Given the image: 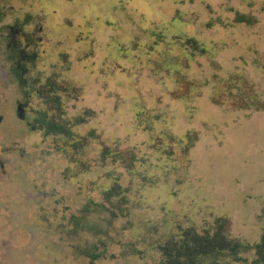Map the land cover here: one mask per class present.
I'll use <instances>...</instances> for the list:
<instances>
[{
	"label": "rangeland",
	"instance_id": "obj_1",
	"mask_svg": "<svg viewBox=\"0 0 264 264\" xmlns=\"http://www.w3.org/2000/svg\"><path fill=\"white\" fill-rule=\"evenodd\" d=\"M0 2L33 17L30 76L65 82L77 141L40 134L27 147L38 187L24 201L33 208H14L18 249L0 264H158L171 235L221 219L233 238L261 240L264 0ZM1 17L0 34L17 22ZM112 187L117 208H100Z\"/></svg>",
	"mask_w": 264,
	"mask_h": 264
},
{
	"label": "flooded vegetation",
	"instance_id": "obj_2",
	"mask_svg": "<svg viewBox=\"0 0 264 264\" xmlns=\"http://www.w3.org/2000/svg\"><path fill=\"white\" fill-rule=\"evenodd\" d=\"M0 14L4 16L1 20L7 18L17 21L14 25H5L0 34H4L2 48L6 47L4 53L7 60L4 62L6 65L0 63V255L5 262L15 258L18 249L13 240L16 221L21 223V220H18L21 218L14 208H33L32 204L28 206L24 201H29L38 187L37 184H32V180H28L32 159L30 160L27 147L37 145V135L40 134L62 135L75 143L77 141L74 138L73 126L66 117L65 97L70 93L65 82H61L57 75L52 73L44 76L36 71L39 73H36L37 76H30L34 69H38L37 62L41 58L38 43L29 41L32 34L24 30L27 27L26 21L32 20L33 17L24 14L27 15L24 19L25 16L2 12ZM16 23L23 26L15 34L13 28ZM10 33L13 34L10 35L8 43ZM5 38L7 44H3ZM45 55L47 60L54 58L51 50ZM60 55L61 52L59 57ZM51 65H54L53 62L47 64L49 67ZM4 83L6 87L3 88L1 84ZM104 151L102 154L107 157ZM22 219V222H25L26 216ZM4 243L8 244V247Z\"/></svg>",
	"mask_w": 264,
	"mask_h": 264
},
{
	"label": "trees",
	"instance_id": "obj_3",
	"mask_svg": "<svg viewBox=\"0 0 264 264\" xmlns=\"http://www.w3.org/2000/svg\"><path fill=\"white\" fill-rule=\"evenodd\" d=\"M105 195V203L98 206L112 210L117 208L113 207L114 198L119 200L122 196L115 193V187L105 191ZM126 213L124 212V216ZM110 223L111 219L108 225ZM159 247L161 260L158 264H264V234L254 245L235 239L229 234L225 219L219 220L211 230L198 231L193 227L181 229ZM252 251L253 258L247 257L246 254ZM88 255L94 261L102 257L95 251L89 252Z\"/></svg>",
	"mask_w": 264,
	"mask_h": 264
}]
</instances>
